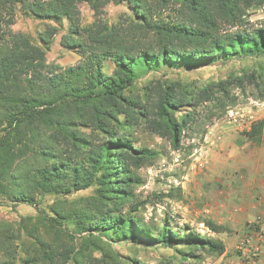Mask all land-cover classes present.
I'll return each instance as SVG.
<instances>
[{
	"label": "trees",
	"instance_id": "trees-1",
	"mask_svg": "<svg viewBox=\"0 0 264 264\" xmlns=\"http://www.w3.org/2000/svg\"><path fill=\"white\" fill-rule=\"evenodd\" d=\"M81 4L93 11L88 26L80 24ZM108 5L125 6L129 13L110 24L99 18ZM253 10L264 12V0H0V196L37 207L38 195L65 197L94 189L88 198L57 203L75 205L68 210L50 207L53 224L46 231L66 241L52 245L29 234L33 243L23 249L22 264H121L104 247L127 242L181 246L188 250L179 251L183 256L195 259L224 254L221 240L181 233L168 226V219L157 227L133 214L138 211L133 190L142 183L136 171L153 155L134 145L128 123H137L134 106H139L145 122L177 150L184 130L200 127L198 107L208 105L210 119L222 117L236 105L232 88L244 90L247 81L259 90L257 77L252 73L197 89L171 83L144 102L127 92L140 76L161 68L195 69L264 56V17L252 21ZM16 13L55 27L39 33L35 45L12 30ZM58 30H63L60 45L79 57L73 66L46 63ZM258 98H264V90ZM119 115L128 123H120ZM80 125L107 139L87 147L74 129ZM263 131L264 121H258L245 136L260 144ZM65 223L85 236L78 248L73 236L60 230ZM205 226L224 232L208 220ZM18 236L0 226V264L19 260Z\"/></svg>",
	"mask_w": 264,
	"mask_h": 264
},
{
	"label": "rangeland",
	"instance_id": "rangeland-1",
	"mask_svg": "<svg viewBox=\"0 0 264 264\" xmlns=\"http://www.w3.org/2000/svg\"><path fill=\"white\" fill-rule=\"evenodd\" d=\"M78 9L80 24L88 26L93 21V11L87 4L79 5ZM127 12L125 6L108 5L99 18L112 24ZM167 15L172 14L167 12ZM249 15L252 21H258L264 17V12L253 10ZM47 27L55 25L16 13L12 30L25 34L38 45V34ZM62 33L63 30H58L54 36L51 49L46 54V63L66 68L75 65L79 57L60 45ZM109 70L110 67L106 66L105 71ZM252 73L257 77L260 89L247 81L244 90L232 88V94L237 97L236 105L228 107L219 118H209L208 105L198 107L196 111L200 127L184 130L177 150L172 147L169 138L155 133L154 127L145 122V118L139 114L142 111L139 106H134L137 123L125 122L124 115L118 116L120 123L131 126L134 145L153 155L145 166L136 171L142 183L133 190V204L138 206V211L133 214L157 227H161L168 219V226L181 233L193 231L201 236L221 240L225 245V252L222 256L213 257L211 264H240L236 247L249 226L259 223V229L264 231V218L261 220L264 212V131L260 144L248 141L245 136L253 123L264 121V98H258L264 90V56L238 58L195 69L161 68L140 76L127 92L128 95L141 97L144 102L145 97L157 98L160 88L171 83H181L197 89L209 82L227 81ZM179 114L175 115L178 117ZM117 128L120 129L119 126ZM74 129L86 141L87 147L99 145L100 140L107 137L89 126L80 125ZM118 132L121 135L119 130ZM119 134H115V137ZM64 147L71 149V142L68 141ZM93 190L89 188L65 197L38 195L37 207L15 204L0 196V226L16 231V235H19L15 242L19 260L15 264H22V251L28 250V246L33 243L29 234L40 235L52 245L57 242L63 244L65 236L60 239L46 231V225H50L53 218L50 207L68 210L75 205L57 203H72L88 198L93 195ZM207 220L220 225L224 232H211L205 226ZM60 230H66L73 236L76 248L81 244L80 239L85 237L74 234L73 226L69 223L63 224ZM256 233L253 234L252 242L261 246L259 264H264L263 244L255 241ZM104 248L107 255L115 253L121 264H132V260L139 264H205L210 257L202 255L200 259H195L183 256L179 251L185 253L188 250L181 246L169 248L127 242L110 243ZM93 256L101 258L103 255L102 252H94Z\"/></svg>",
	"mask_w": 264,
	"mask_h": 264
},
{
	"label": "built area",
	"instance_id": "built-area-1",
	"mask_svg": "<svg viewBox=\"0 0 264 264\" xmlns=\"http://www.w3.org/2000/svg\"><path fill=\"white\" fill-rule=\"evenodd\" d=\"M264 210V207H263ZM260 224L250 225L245 236L239 241L236 250L239 255L240 264H259L261 246L259 244H253L252 237L256 233L258 238L264 235L263 229H259ZM213 257L210 256L206 259L205 264H211Z\"/></svg>",
	"mask_w": 264,
	"mask_h": 264
},
{
	"label": "crops",
	"instance_id": "crops-1",
	"mask_svg": "<svg viewBox=\"0 0 264 264\" xmlns=\"http://www.w3.org/2000/svg\"><path fill=\"white\" fill-rule=\"evenodd\" d=\"M262 218H264V212H263V214L261 215V220H263ZM263 226H264V223H263ZM254 237H255V236H254ZM255 241H257V242H261V243L263 244V250H264V235H263L262 237H260V238H258V237L256 236ZM263 260H264V258H263ZM263 263H264V262H263Z\"/></svg>",
	"mask_w": 264,
	"mask_h": 264
}]
</instances>
